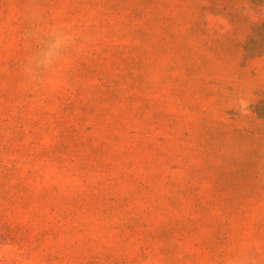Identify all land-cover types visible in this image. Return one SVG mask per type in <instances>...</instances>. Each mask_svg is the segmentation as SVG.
<instances>
[{"label": "rangeland", "instance_id": "obj_1", "mask_svg": "<svg viewBox=\"0 0 264 264\" xmlns=\"http://www.w3.org/2000/svg\"><path fill=\"white\" fill-rule=\"evenodd\" d=\"M0 264H264V0H0Z\"/></svg>", "mask_w": 264, "mask_h": 264}, {"label": "clouds", "instance_id": "obj_2", "mask_svg": "<svg viewBox=\"0 0 264 264\" xmlns=\"http://www.w3.org/2000/svg\"><path fill=\"white\" fill-rule=\"evenodd\" d=\"M73 36L60 27L51 29L44 39L43 46L29 64V72L39 76L55 68L62 60L63 53L70 47Z\"/></svg>", "mask_w": 264, "mask_h": 264}]
</instances>
